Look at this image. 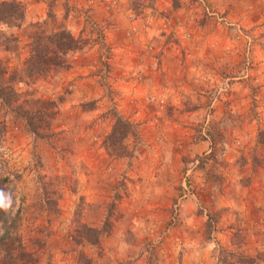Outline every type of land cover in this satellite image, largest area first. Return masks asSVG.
I'll list each match as a JSON object with an SVG mask.
<instances>
[{
	"label": "rangeland",
	"instance_id": "rangeland-1",
	"mask_svg": "<svg viewBox=\"0 0 264 264\" xmlns=\"http://www.w3.org/2000/svg\"><path fill=\"white\" fill-rule=\"evenodd\" d=\"M16 1L23 23L0 25L16 39L0 46L10 72L40 30L85 44L69 69L18 85L63 99L53 137H32L0 104V237L17 219L39 264H84L81 253L91 264H218L223 252L264 264V10L245 26L231 18L239 1L57 0L48 19L53 0ZM118 117L134 125L126 157L109 151ZM107 218L98 245L78 242V225Z\"/></svg>",
	"mask_w": 264,
	"mask_h": 264
},
{
	"label": "trees",
	"instance_id": "trees-1",
	"mask_svg": "<svg viewBox=\"0 0 264 264\" xmlns=\"http://www.w3.org/2000/svg\"><path fill=\"white\" fill-rule=\"evenodd\" d=\"M56 1L53 0L49 4L48 19L54 17L52 6L56 4ZM134 9L137 10L136 7ZM25 14L26 6L22 2L0 1V25L19 27L25 19ZM48 19L39 23V26L48 23ZM1 38L3 39L1 40ZM14 43H16L14 36L7 37L0 31V46L10 47ZM84 44L83 39L75 37L67 28H60L50 33L40 30L31 39L30 54L22 71L10 72L7 66L0 62V104L4 109L5 116L24 122L28 133L38 140H48L53 137L54 133L48 131L57 115L58 104L62 103L63 99L60 98L58 101L42 100L36 98L32 92L21 91L18 85L26 84L28 86L45 77L50 70L69 69L70 56L80 51ZM132 132H134L133 123L123 117H118L108 136L110 154L118 155V157L129 156L127 140L134 134ZM9 182L8 177H0V222L4 220V224L7 222L2 219L3 212L6 205L10 204L7 199ZM209 219V225L212 226L211 217ZM17 223V219H14L10 225H6L4 233L0 237V264H39L37 258L27 251L20 237L16 235ZM111 227L109 218L100 228H91L80 224L76 228L77 236L80 238L78 242L98 245L103 235L111 231ZM81 255L84 264H91V259L84 253ZM252 260L253 257L243 258L230 252H223L218 264H253Z\"/></svg>",
	"mask_w": 264,
	"mask_h": 264
},
{
	"label": "crops",
	"instance_id": "crops-1",
	"mask_svg": "<svg viewBox=\"0 0 264 264\" xmlns=\"http://www.w3.org/2000/svg\"><path fill=\"white\" fill-rule=\"evenodd\" d=\"M224 0H208L209 4L211 5L212 9L218 8V9H224L229 8V5ZM235 3V1H239L240 3L238 7L236 8V11L238 12L237 15L234 13V16L231 18L238 22L241 21L242 24H245V26H248L249 17L255 15L254 13H260L264 10V0H230ZM226 10V9H225ZM251 22V21H250ZM256 23H259V19L255 21ZM255 22H251V24H255Z\"/></svg>",
	"mask_w": 264,
	"mask_h": 264
}]
</instances>
